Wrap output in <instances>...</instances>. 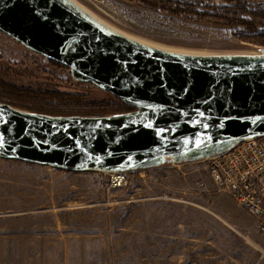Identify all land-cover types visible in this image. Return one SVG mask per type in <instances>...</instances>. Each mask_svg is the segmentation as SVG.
Returning a JSON list of instances; mask_svg holds the SVG:
<instances>
[{"label":"rangeland","instance_id":"1","mask_svg":"<svg viewBox=\"0 0 264 264\" xmlns=\"http://www.w3.org/2000/svg\"><path fill=\"white\" fill-rule=\"evenodd\" d=\"M75 1L116 30L160 48L264 55V36L238 35L235 24L137 1ZM173 1L214 11L234 4ZM0 82V96L17 103L35 102L29 91L60 89L84 94L90 105L71 111L111 114L121 108L115 95L74 79L67 66L1 30ZM203 158L164 157L157 165L127 170V182L111 186L109 171L0 156V264H264L256 219L214 185Z\"/></svg>","mask_w":264,"mask_h":264},{"label":"water","instance_id":"2","mask_svg":"<svg viewBox=\"0 0 264 264\" xmlns=\"http://www.w3.org/2000/svg\"><path fill=\"white\" fill-rule=\"evenodd\" d=\"M0 30L133 109L53 115L0 101V156L69 170L205 158L264 135V55L189 54L102 22L73 0H0Z\"/></svg>","mask_w":264,"mask_h":264},{"label":"built area","instance_id":"3","mask_svg":"<svg viewBox=\"0 0 264 264\" xmlns=\"http://www.w3.org/2000/svg\"><path fill=\"white\" fill-rule=\"evenodd\" d=\"M214 185L258 220L264 231V135L243 139L203 158ZM125 170L110 173V185L127 182Z\"/></svg>","mask_w":264,"mask_h":264},{"label":"trees","instance_id":"4","mask_svg":"<svg viewBox=\"0 0 264 264\" xmlns=\"http://www.w3.org/2000/svg\"><path fill=\"white\" fill-rule=\"evenodd\" d=\"M137 1L146 6L158 9L161 7L164 10L170 11L172 14L185 15L189 18H211L216 19L221 22H226L227 24H235L237 26L238 35L248 34L252 37L260 38L264 36V5L257 4L255 7H248L243 2L239 0L234 1L232 5H220L214 7L216 10H200L194 7L192 4H181L180 2H174L173 0H130ZM209 8V7H206ZM217 13V14H215ZM235 31V30H234ZM236 33V32H235ZM55 64L62 65L55 61ZM64 66V65H62ZM1 83V82H0ZM33 98L35 102L29 103V105L24 103H17L15 101H10L2 96H0V101L7 102L13 106L41 113H48L53 115H71L80 114L87 116L95 115H105L108 113H80L71 111L70 107L73 106H90L85 103V95L77 93L63 92L60 89H45L38 90L35 93L28 92V98ZM118 109L119 112H124L133 109L132 106L126 104L118 97ZM30 101V99H29ZM45 103H49L44 106ZM65 111V112H64ZM117 113V112H115Z\"/></svg>","mask_w":264,"mask_h":264},{"label":"crops","instance_id":"5","mask_svg":"<svg viewBox=\"0 0 264 264\" xmlns=\"http://www.w3.org/2000/svg\"><path fill=\"white\" fill-rule=\"evenodd\" d=\"M244 209V208H243ZM245 210V209H244ZM242 210L241 209V213H243V214H245V216L247 217V218H249L250 216H253L252 214H248V213H246L247 211L245 210ZM254 217V216H253ZM255 219H256V221H257V223H258V220H257V218L256 217H254ZM253 218V220H255ZM259 229V228H258ZM259 233H260V236H258L259 237V239H262V241H264V237L262 236V234L264 233V231H261V230H259ZM248 238V237H247ZM248 240H250L249 238H248ZM251 241V240H250ZM252 243H253V241H251ZM254 245H256L255 244V242L253 243ZM256 247L257 248H259V251L261 252V256L263 257L264 256V246L263 245H256ZM263 248V249H262Z\"/></svg>","mask_w":264,"mask_h":264},{"label":"bare ground","instance_id":"6","mask_svg":"<svg viewBox=\"0 0 264 264\" xmlns=\"http://www.w3.org/2000/svg\"><path fill=\"white\" fill-rule=\"evenodd\" d=\"M74 2H76L75 0H73ZM77 3V2H76ZM77 4H79V3H77ZM80 5V4H79ZM82 8H84L87 12H89L90 14H92L89 10H87L85 7H83L82 5H80ZM93 15V14H92ZM93 16H95V15H93ZM96 17V16H95ZM96 18H98V17H96ZM99 19V18H98ZM99 20H101V19H99ZM102 21V20H101ZM102 22H104V21H102ZM105 23V22H104ZM107 24V23H106ZM108 25V24H107ZM125 34V33H124ZM127 35V34H126ZM129 36V35H128ZM130 37H132V36H130ZM132 38H135V37H132ZM135 39H137V38H135ZM137 40H139V41H142V42H147V41H143V40H140V39H137ZM162 48V47H161ZM165 49V48H164ZM173 51V50H172Z\"/></svg>","mask_w":264,"mask_h":264},{"label":"snow or ice","instance_id":"7","mask_svg":"<svg viewBox=\"0 0 264 264\" xmlns=\"http://www.w3.org/2000/svg\"><path fill=\"white\" fill-rule=\"evenodd\" d=\"M4 143H5L4 136L2 134H0V148L4 147Z\"/></svg>","mask_w":264,"mask_h":264}]
</instances>
